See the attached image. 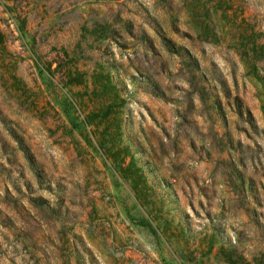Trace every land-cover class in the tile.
<instances>
[{"label": "rangeland", "instance_id": "1", "mask_svg": "<svg viewBox=\"0 0 264 264\" xmlns=\"http://www.w3.org/2000/svg\"><path fill=\"white\" fill-rule=\"evenodd\" d=\"M0 29V264L264 251V0H0ZM97 71L122 97L102 142Z\"/></svg>", "mask_w": 264, "mask_h": 264}, {"label": "trees", "instance_id": "2", "mask_svg": "<svg viewBox=\"0 0 264 264\" xmlns=\"http://www.w3.org/2000/svg\"><path fill=\"white\" fill-rule=\"evenodd\" d=\"M97 30L98 29L92 28L90 31L96 32ZM159 34L165 44L170 42V39L166 37L163 33H159ZM245 37H247L246 40L252 42L251 49L255 48V50L260 49V51H262V49L264 48V44L255 42L252 39L251 33L247 34ZM5 40H6L5 34L2 31V29H0V47L4 46ZM171 46H175V47H171L170 50H173L178 54L182 55L183 57H185L184 59L187 61V63L190 66L198 68V63L196 59L186 47H183L180 44H174V45L171 44ZM100 75H101L100 71L92 72V75H90L91 87L89 89V92L87 93L86 92V89L88 88L87 79L81 78L77 73H75V78H74L75 85H82L83 89L82 90L75 89L73 94H75V98L76 97L79 98L83 94L87 93L90 97H94L95 101L98 102L97 106L89 108L84 112L83 117L80 119V123L92 125L93 132L98 129V126L100 124H103V126H101V129L97 132L99 135V140L102 142L104 129L106 128L103 122L108 117L109 113L112 112L113 106L116 105L118 101L122 100V97L117 93V89L115 85L110 82L108 74H106V77L104 78L100 77ZM154 86L156 87L157 85L154 83ZM211 87H213V85H211ZM219 102L220 101L218 98L214 100V103L217 106H219L220 104ZM70 120L71 121L73 120L71 116H70ZM73 124L78 126L79 122L77 123L73 122ZM240 180H241V176H240ZM248 181H250L249 178ZM247 188L248 187H242V188L240 187L239 189L242 192H245L249 189ZM211 246H212V241L210 240L208 242L207 250H209ZM216 252L219 253L221 258L225 260V262H227L228 264H241V261L244 262L246 261L247 264H264V251H257L253 253L249 259L245 260L241 253L236 252V249L232 242H229L228 246H223V244H219L217 246Z\"/></svg>", "mask_w": 264, "mask_h": 264}]
</instances>
